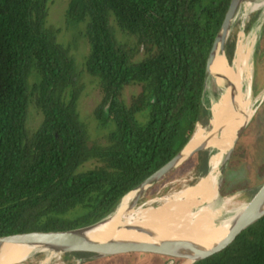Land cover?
<instances>
[{
	"label": "trees",
	"instance_id": "obj_1",
	"mask_svg": "<svg viewBox=\"0 0 264 264\" xmlns=\"http://www.w3.org/2000/svg\"><path fill=\"white\" fill-rule=\"evenodd\" d=\"M48 2L0 0V236L91 224L183 147L208 115L206 61L230 0H67L65 21L84 23V71L101 92L94 117L112 125L102 142L76 111L82 87L70 46L46 23ZM111 20L135 42H120ZM131 84L140 90L125 102ZM29 104L41 114L32 131ZM193 264H264V216Z\"/></svg>",
	"mask_w": 264,
	"mask_h": 264
},
{
	"label": "bare ground",
	"instance_id": "obj_2",
	"mask_svg": "<svg viewBox=\"0 0 264 264\" xmlns=\"http://www.w3.org/2000/svg\"><path fill=\"white\" fill-rule=\"evenodd\" d=\"M260 5V2L249 4L243 1L233 23L236 18L243 20L246 13L259 9ZM260 24L261 20L258 19L247 36L242 32L238 33L230 60L223 53L222 45L225 37L223 32L215 46L213 57L208 62L206 85H209L207 84L210 83L209 80L212 81L217 98L212 99L209 106V126L205 128L197 126L185 148V152H188L215 135L208 145L210 155L206 173L198 181L196 180V184L163 198V203L160 206L156 205V208L142 209L137 205L129 210L128 204L134 192L128 193L118 205L114 218H109L107 225L96 234L97 239L122 238L155 242L158 239L175 238L206 245L218 241L231 230L244 205L228 207L230 198H220L217 195V186L224 158L235 134L252 113L247 105L250 96V59ZM128 224L148 226L156 231V237L124 229L117 230ZM30 252V247L10 246L5 249L6 256L0 258V262L3 261L0 264H15ZM48 258L49 256L45 258V262ZM190 262L191 259H186L182 264H190Z\"/></svg>",
	"mask_w": 264,
	"mask_h": 264
},
{
	"label": "rangeland",
	"instance_id": "obj_3",
	"mask_svg": "<svg viewBox=\"0 0 264 264\" xmlns=\"http://www.w3.org/2000/svg\"><path fill=\"white\" fill-rule=\"evenodd\" d=\"M247 1L249 4L260 2L261 5L259 9L251 12L248 11L249 13H246L243 20L236 18L230 32V39L234 41V45L236 44L238 33L242 32L244 36L249 35L255 22L258 19L261 20V17L264 14V0ZM66 6L67 0H49L46 23L51 27L59 28L60 31L57 36V41L59 43L70 46V54L74 60L76 73L79 77L78 82L82 87L76 102V111L78 112L81 120L85 123L90 139L102 142L104 140V136L107 131L110 130L112 125L110 122H107L104 126H101L94 117L93 110L97 104L100 103L101 92L96 78L84 71L83 63L84 58L89 51V41L85 33L84 23L80 22L73 25L65 21ZM252 19L254 21L250 25V28L245 30L246 25L249 24ZM111 22L114 27L115 35L120 42H135L134 36L123 33L118 29V27H116V25H114L113 20H111ZM263 24L264 21L260 24L250 59L251 96L247 105L249 109H255V112L250 117L233 147L231 156L221 179V187L219 190L222 196L220 193L218 194L220 198H230L231 202L228 207H236L248 201L256 189L264 181V97L262 98L264 93ZM257 44H259L258 54L254 55ZM141 56L142 53L139 52L136 58H140ZM230 59L231 58L228 60ZM255 72V80H252ZM34 79L35 75H32L29 81H33ZM209 81L210 83H207L209 85H206L203 96V106L207 110L208 115L202 123L200 122L202 125L200 123L197 124V126L204 128L209 126V106L212 99L217 98L213 83L211 80ZM253 84H255L254 89ZM139 90L140 86L137 84L127 85L122 90V98L125 102H128L131 95L136 94ZM139 119L141 118L139 117ZM40 121L41 114L38 109L33 104H29L26 116L27 129L29 131L34 130L39 125ZM209 155V148L195 153L181 165L173 169L172 172L170 171L166 174L163 177L164 179L162 178L150 187L141 199L142 201H140V203L151 199L153 202L148 203L149 205L147 206H160L163 203V198L170 196L187 186L195 184L197 182L196 180L202 177L207 171ZM92 166L93 164L89 162L84 164L83 169H88ZM64 256H67V253L54 256L47 264H64ZM89 256V254L81 256L88 260V262L84 264H164L166 261L165 257L152 253H124L99 258H90ZM44 259L45 257L43 255H36L20 264H42ZM71 264H76V261L74 260ZM172 264H174V262Z\"/></svg>",
	"mask_w": 264,
	"mask_h": 264
},
{
	"label": "water",
	"instance_id": "obj_4",
	"mask_svg": "<svg viewBox=\"0 0 264 264\" xmlns=\"http://www.w3.org/2000/svg\"><path fill=\"white\" fill-rule=\"evenodd\" d=\"M243 1L248 2L247 0H230L228 9L225 13L224 19L220 25V28L216 32L211 49L208 54L205 68V81H204V91L206 88L207 81V67L209 60L213 57L215 51V46L219 40V37L223 32H225V37L223 40V53L225 55L224 46L225 42L229 36L231 26L233 24L234 17L237 13V10ZM264 21V14L261 17V24ZM226 57V55H225ZM227 58V57H226ZM249 91L251 96V78L249 83ZM249 96V98H250ZM264 97V93L262 98ZM252 114L255 112V109H249ZM250 117L245 122V124L239 128L235 134V137L232 141L231 147L229 148L226 156L224 158L223 167L221 170V175L219 183L217 186V195L219 194V189L221 187V179L225 170V167L228 163V160L231 156L233 147L240 136L242 130L248 123ZM210 121V120H209ZM197 126V125H196ZM197 127H195L196 130ZM194 130V132H195ZM190 136L188 141L183 145V147L168 161L136 185L133 189L126 192L117 202L116 206L110 211L107 215L101 219L76 228L69 229H58V230H45V229H34L9 235L0 236V258L3 259L5 249L10 246H20V247H30L31 252L19 262L15 264H20L36 255H43L45 258L49 256L48 260L44 264H47L51 258L57 255L66 254V253H86L89 254L90 258H99L109 255H117L124 253H152L166 258L164 264H172L175 259H180L178 264H182L186 259H191L190 264L207 258L217 252L228 247L234 240L248 228L251 224L259 220L264 216V181L256 189L255 193L251 198L243 203L244 205L235 221L234 226L231 230L221 239L216 242H212L206 245L198 244L191 240L187 239H158V243L155 242H142L135 241L131 239H122V238H109L107 240L97 239L95 236L102 228H104L107 223L110 221L109 218H114L113 215L117 210L118 205L121 200L130 192H134L131 201L128 204V209H134L137 205L144 209L148 203L153 202V200L148 199L140 203L141 199L144 197L147 190L160 181L166 174L170 171L181 165L184 161L189 159L195 153L202 151L208 148L209 142L212 138L210 137L204 142H201L199 145L195 146L193 149L185 152V148L189 144L190 140L193 137V134ZM218 135V134H217ZM201 178V177H200ZM199 178V179H200ZM198 179V180H199ZM197 180V181H198ZM196 184V183H195ZM124 229L127 231H132L136 233H141L147 236L156 237V231L148 226H142L138 224H128L123 227L117 228V230ZM4 255V256H3ZM82 261V259H81ZM3 263V261H1ZM0 262V263H1Z\"/></svg>",
	"mask_w": 264,
	"mask_h": 264
},
{
	"label": "flooded vegetation",
	"instance_id": "obj_5",
	"mask_svg": "<svg viewBox=\"0 0 264 264\" xmlns=\"http://www.w3.org/2000/svg\"><path fill=\"white\" fill-rule=\"evenodd\" d=\"M81 256L82 255H72L70 253H67V256H64L65 260L63 261V263L64 264H71L74 260L76 261V264H84V263L88 262V260L85 257H81ZM81 259H82V261H81Z\"/></svg>",
	"mask_w": 264,
	"mask_h": 264
}]
</instances>
